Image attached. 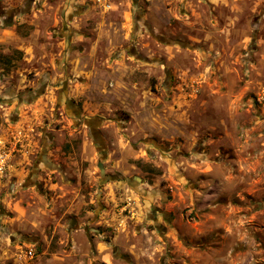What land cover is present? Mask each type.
I'll list each match as a JSON object with an SVG mask.
<instances>
[{"label":"rangeland","instance_id":"1","mask_svg":"<svg viewBox=\"0 0 264 264\" xmlns=\"http://www.w3.org/2000/svg\"><path fill=\"white\" fill-rule=\"evenodd\" d=\"M0 12V137L34 142L0 175V264H264V0Z\"/></svg>","mask_w":264,"mask_h":264},{"label":"flooded vegetation","instance_id":"2","mask_svg":"<svg viewBox=\"0 0 264 264\" xmlns=\"http://www.w3.org/2000/svg\"><path fill=\"white\" fill-rule=\"evenodd\" d=\"M33 0H31V3H32ZM4 14V15H3ZM10 14V13H9ZM1 16H7V18L10 17V15L6 14L5 12H0V17ZM12 17V15H11ZM14 17V16H13ZM56 99L58 100V103H57V110H59L60 106L63 105L64 109L68 110L69 112H71V117L75 120L74 121V128L77 129V127L79 126L76 121H77V117H76V112H74V110L76 109V106L74 104V102L70 101V100H67L65 98V94L63 91H59L56 93ZM62 102V103H61ZM84 124H85V127L86 129L88 130V135L91 137V139H93V142L95 144V147H96V151L97 153L103 158L105 157V150L103 149V146L100 144V137H99V133H98V130H99V127L98 126H94L92 125L91 123H89L88 120H85L84 121ZM76 137L74 139H72V141H76ZM71 142H64L61 147H60V150L59 152H64L63 153V157L62 158H66L65 156L67 155V152L71 149V145H70ZM44 154V155H43ZM45 150L42 154L39 155V158L34 162V168H38V166L40 165H43L45 168H48L49 167H53V164L50 162V160H46L45 159ZM33 168V169H34ZM56 169H58V173L62 176V179L65 178V168L63 166H55ZM105 175V174H104ZM102 179V182H107L108 181V178L109 176L105 175L104 178L100 177Z\"/></svg>","mask_w":264,"mask_h":264},{"label":"crops","instance_id":"3","mask_svg":"<svg viewBox=\"0 0 264 264\" xmlns=\"http://www.w3.org/2000/svg\"><path fill=\"white\" fill-rule=\"evenodd\" d=\"M16 17V15H14V18ZM17 133H19V135H21L20 130H16ZM19 135H16L14 137V142H11V145L14 144V173H19L20 170L22 169L25 170L26 168L29 169L30 164L29 161H27V156L28 154L32 151L30 150V148H32L31 144H33V140H26V139H21ZM1 138H5L1 136ZM30 139V138H29ZM18 155H21V158L18 159L16 161V157H18ZM12 158V156H11ZM16 161V162H15ZM29 165V167H28ZM64 165H66V163H64ZM54 167V165H53ZM35 169V168H34ZM33 169V171H34ZM66 175V173H65ZM101 177L104 178V172H102Z\"/></svg>","mask_w":264,"mask_h":264},{"label":"built area","instance_id":"4","mask_svg":"<svg viewBox=\"0 0 264 264\" xmlns=\"http://www.w3.org/2000/svg\"><path fill=\"white\" fill-rule=\"evenodd\" d=\"M13 152L14 145L8 146V143L0 137V175L6 172Z\"/></svg>","mask_w":264,"mask_h":264},{"label":"water","instance_id":"5","mask_svg":"<svg viewBox=\"0 0 264 264\" xmlns=\"http://www.w3.org/2000/svg\"><path fill=\"white\" fill-rule=\"evenodd\" d=\"M100 170H101V174H102V172H103V169L101 168Z\"/></svg>","mask_w":264,"mask_h":264},{"label":"trees","instance_id":"6","mask_svg":"<svg viewBox=\"0 0 264 264\" xmlns=\"http://www.w3.org/2000/svg\"><path fill=\"white\" fill-rule=\"evenodd\" d=\"M14 121V120H13Z\"/></svg>","mask_w":264,"mask_h":264}]
</instances>
